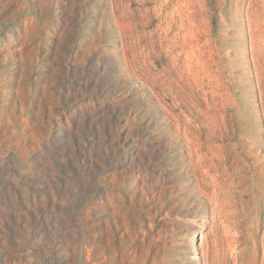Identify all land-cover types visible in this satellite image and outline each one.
I'll use <instances>...</instances> for the list:
<instances>
[{"label":"rangeland","instance_id":"obj_1","mask_svg":"<svg viewBox=\"0 0 264 264\" xmlns=\"http://www.w3.org/2000/svg\"><path fill=\"white\" fill-rule=\"evenodd\" d=\"M0 264H264V0H0Z\"/></svg>","mask_w":264,"mask_h":264}]
</instances>
